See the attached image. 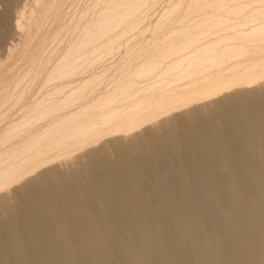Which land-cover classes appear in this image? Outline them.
Returning a JSON list of instances; mask_svg holds the SVG:
<instances>
[{
	"label": "bare ground",
	"instance_id": "6f19581e",
	"mask_svg": "<svg viewBox=\"0 0 264 264\" xmlns=\"http://www.w3.org/2000/svg\"><path fill=\"white\" fill-rule=\"evenodd\" d=\"M15 29L19 32V23ZM226 61L223 73L205 84L162 96L123 120L108 121L58 155L35 149L23 166L13 163L0 173V209L9 203L22 205L11 207L9 216L18 222L7 223L6 231L0 221V264H264V175L248 164L244 148L237 147L248 139L252 155L264 163V102L254 104L264 96V61L246 65L232 58ZM251 103L261 107L253 112ZM212 115L221 119L220 141L232 156L224 169L228 178L219 180L220 173L212 167L214 179L200 184L194 179L201 174L200 166L191 167L180 154L183 202L165 187L163 201L154 206L145 180L138 177L149 171V164L138 152L176 128L201 152L214 149L206 122ZM195 150L193 157L199 152ZM152 152L155 161L167 158L164 147ZM130 164H134L131 170L141 173L132 172ZM79 171L92 183V190L77 191L68 183ZM203 187L207 192L201 195ZM110 214L119 229L102 227ZM12 243L15 251L8 249ZM32 251L43 253L45 259L37 261Z\"/></svg>",
	"mask_w": 264,
	"mask_h": 264
},
{
	"label": "rangeland",
	"instance_id": "374dc122",
	"mask_svg": "<svg viewBox=\"0 0 264 264\" xmlns=\"http://www.w3.org/2000/svg\"><path fill=\"white\" fill-rule=\"evenodd\" d=\"M13 21L19 23V32ZM263 37L264 0H0V173L13 163L23 166L35 149L58 155L79 136L123 120L162 96L209 82L223 73L229 58L243 65L264 61ZM263 102L264 96L254 104ZM259 107L249 105L253 112ZM220 120L216 115L206 118L218 151L201 152L180 128L161 133L141 148L138 155L147 161L149 171L132 170L141 173L138 177L145 180L154 206L163 201L165 187L183 202L180 154L191 167L200 166L196 182H211L212 167L220 173L219 180L226 181L232 156L220 141ZM188 143L191 146L183 149ZM239 145L248 164L264 175V163L252 155L250 141L244 138ZM160 147L167 158L155 161L150 154ZM221 162H227L222 164L225 168ZM68 183L77 191L93 189L80 171ZM201 190V195L207 192ZM11 207L22 205L9 203L0 209L5 231L7 223L18 222L9 216ZM113 217L104 219L102 227L117 224ZM40 237L47 244L46 236ZM8 249L15 251L16 245ZM32 253L37 261L45 259L41 252Z\"/></svg>",
	"mask_w": 264,
	"mask_h": 264
}]
</instances>
